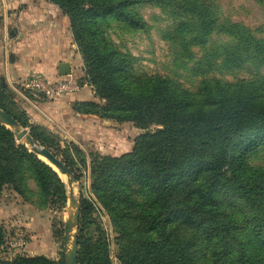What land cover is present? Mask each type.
I'll return each instance as SVG.
<instances>
[{"label": "trees", "instance_id": "obj_1", "mask_svg": "<svg viewBox=\"0 0 264 264\" xmlns=\"http://www.w3.org/2000/svg\"><path fill=\"white\" fill-rule=\"evenodd\" d=\"M44 1L68 18L85 78L104 102H75L73 112L131 123L141 130L158 127L139 136L119 157L94 152V196L113 219L131 223L124 227L129 241L120 247L121 263L195 264L203 255L209 264H264V169L247 162L264 147V23L253 29L235 22L216 0ZM255 1L264 12V1ZM142 5L168 11L172 21L164 39H180L188 57L192 47L211 48L209 57L222 52L225 66L255 69L254 74L235 82L215 77L190 92L167 76L135 73L132 59L106 35L112 25L145 31L146 21L134 11ZM220 39L223 44L218 47ZM0 110L20 127H30L39 145L57 148L45 128L29 125L26 116L11 113L1 103ZM30 181L44 207H64L65 185L58 174L0 123V198L11 188L29 199ZM80 202L78 264H111L108 245L84 235L94 207L83 196ZM173 225L188 228L179 235L166 232ZM243 226L263 252L248 250L238 232ZM4 243L0 226V255ZM0 264L64 261L36 256L11 262L0 258Z\"/></svg>", "mask_w": 264, "mask_h": 264}, {"label": "rangeland", "instance_id": "obj_2", "mask_svg": "<svg viewBox=\"0 0 264 264\" xmlns=\"http://www.w3.org/2000/svg\"><path fill=\"white\" fill-rule=\"evenodd\" d=\"M216 1L220 4L225 16L231 17L235 22L253 29L264 23L262 6L256 3L255 0ZM134 11L146 21L147 29L145 31L130 32L112 25L107 31L106 37L132 59L131 63L135 73L167 76L179 88L190 92H196L201 82L215 77L224 81L235 82L242 78L250 79L252 73L254 74L255 69L244 67L238 69L225 66L222 52H219L218 55L215 54V58L209 57V53L206 54V52L211 48L205 51L199 47H192L191 50L189 49L191 56L188 57L186 50L184 51L182 48V43H178L180 39L177 40L174 35V41L170 38L169 40L164 39V35L169 31L172 21V18L170 19L166 14L168 11L153 5H142ZM222 41L223 39H220L216 42L218 47L223 44ZM73 43L77 47L81 59L82 77L71 75L67 78L76 80L80 86V90L76 94L83 89L88 90L93 93L95 98V102L91 103L102 104L104 102L97 98L95 89L88 82V86H84L87 79L85 78L86 70L83 58L74 40ZM200 60H202V63L198 64ZM19 85L18 90H13L0 80V103L11 113L26 116L29 125L45 128L57 144V148L50 151L65 165L68 162L74 169V173L79 176L80 181H75L73 177V191L68 190L62 179L64 175L52 168L65 185L66 202L62 209L49 205L44 207L37 196V189L32 181L29 182L31 196L27 200L11 188H6L0 198V226L5 231V243L0 255L1 260L11 262L18 257L45 256L55 262L64 261L66 223L71 215L70 199L73 198L79 203L81 212L80 198L83 196L91 200L94 207L91 219L84 223L86 229L84 235L94 241L101 240L105 242L108 245L107 249L111 264H122L119 260V250L121 246L129 241L124 227L128 229L131 227V223L125 221L122 224L119 220L113 219L111 214L100 205L94 196L95 175L92 167L98 154L94 152H96L97 147H102V144L107 142L110 145L108 151L113 154L103 155L119 157L127 152L128 143L136 140L146 132H153L158 127L152 126L148 130H141L131 123L104 120L105 126H103L102 124L97 125L84 121V124H78V126L81 125L80 129L84 133L82 134L78 130L77 124L62 127L57 122L47 118V112L44 109L54 107L51 103L62 98L50 101L44 95L27 90L22 84ZM3 88L8 89L4 90ZM52 110L50 109L49 112L52 113ZM4 126L11 130L8 126ZM22 129L31 132L30 127ZM70 131H75L76 134L67 135V132L70 133ZM13 133L16 136L15 132ZM18 143L25 145L23 142ZM89 143L94 148H89ZM247 162L252 168L264 169V147L249 155ZM228 211L233 210L229 209ZM173 226L175 229L172 228ZM173 226L167 228L166 232L179 235L188 228L178 225ZM75 232L78 233L79 237L80 216ZM238 232L244 238L246 246L252 254L263 252L257 241L249 234L248 229L243 226ZM144 238L146 236H143L142 239ZM195 264H209V260L200 255Z\"/></svg>", "mask_w": 264, "mask_h": 264}, {"label": "crops", "instance_id": "obj_3", "mask_svg": "<svg viewBox=\"0 0 264 264\" xmlns=\"http://www.w3.org/2000/svg\"><path fill=\"white\" fill-rule=\"evenodd\" d=\"M0 16V80L8 88L18 90L19 84L34 75H43L52 81L67 78L59 76L58 67L62 63L70 65L69 76L82 77L81 59L73 43L69 21L58 7L44 0H0ZM75 102H95V98L92 92L83 89L74 96L52 102L54 107L44 109L47 118L62 127L77 124L81 133L83 130L78 124L84 121L105 126L104 120L96 116L75 114L71 107ZM74 132L67 135L76 134ZM108 144L97 147L96 152L113 154L108 151ZM133 145L134 140L128 143L127 152ZM90 147L93 146L89 143Z\"/></svg>", "mask_w": 264, "mask_h": 264}, {"label": "water", "instance_id": "obj_4", "mask_svg": "<svg viewBox=\"0 0 264 264\" xmlns=\"http://www.w3.org/2000/svg\"><path fill=\"white\" fill-rule=\"evenodd\" d=\"M60 77L70 75V65L62 63L58 67ZM0 123L8 126L16 134V140L23 142L26 147L39 159L45 162L54 170L61 172L64 176L73 179L70 169L49 149L40 146L27 130L22 129L9 115L0 110ZM72 185V183H71ZM70 216L66 223L65 230V264H78V233L75 228L78 225L80 216V205L73 198L70 199ZM72 237V239H71Z\"/></svg>", "mask_w": 264, "mask_h": 264}, {"label": "built area", "instance_id": "obj_5", "mask_svg": "<svg viewBox=\"0 0 264 264\" xmlns=\"http://www.w3.org/2000/svg\"><path fill=\"white\" fill-rule=\"evenodd\" d=\"M21 84L25 89L42 94L50 101L74 95L80 90L76 80L60 78L52 81L43 75L31 76ZM84 86H88L87 81L84 82Z\"/></svg>", "mask_w": 264, "mask_h": 264}, {"label": "bare ground", "instance_id": "obj_6", "mask_svg": "<svg viewBox=\"0 0 264 264\" xmlns=\"http://www.w3.org/2000/svg\"><path fill=\"white\" fill-rule=\"evenodd\" d=\"M62 179H63V182H64L65 185H66V188H67L68 190L73 191L74 184L71 185L72 180H71L70 178L66 177V176H63Z\"/></svg>", "mask_w": 264, "mask_h": 264}]
</instances>
